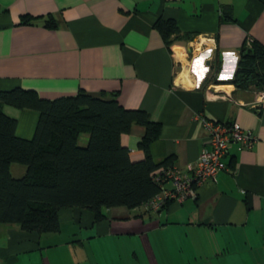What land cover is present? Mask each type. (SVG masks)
Returning <instances> with one entry per match:
<instances>
[{
  "label": "crops",
  "instance_id": "crops-1",
  "mask_svg": "<svg viewBox=\"0 0 264 264\" xmlns=\"http://www.w3.org/2000/svg\"><path fill=\"white\" fill-rule=\"evenodd\" d=\"M158 20L176 25L171 43ZM252 41L264 45V0H0V91L115 94L160 124L153 162L170 159L187 176L207 146L203 119L236 122L255 138L230 144L215 180L157 211L113 207L95 222L87 209H62L59 230L39 234L0 224V264H264V107L230 83ZM3 111L18 137L32 138L37 111ZM143 134L133 125L122 136L134 159ZM9 169L16 178L26 170Z\"/></svg>",
  "mask_w": 264,
  "mask_h": 264
},
{
  "label": "trees",
  "instance_id": "trees-1",
  "mask_svg": "<svg viewBox=\"0 0 264 264\" xmlns=\"http://www.w3.org/2000/svg\"><path fill=\"white\" fill-rule=\"evenodd\" d=\"M48 25L55 23L50 19ZM155 26L171 43L174 22L158 20ZM230 83L242 91L264 90V45L252 41L242 49ZM3 106L38 112L32 138L16 135L17 120ZM133 125L144 128L139 159L122 143ZM159 133V123L143 110L124 108L115 94L106 98L80 91L45 99L17 87L0 91V224H17L23 232H56L62 209H87L96 222L105 209L146 203L160 192L155 174L171 163L151 159L148 146ZM11 164L25 166L24 175L12 176Z\"/></svg>",
  "mask_w": 264,
  "mask_h": 264
},
{
  "label": "built area",
  "instance_id": "built-area-1",
  "mask_svg": "<svg viewBox=\"0 0 264 264\" xmlns=\"http://www.w3.org/2000/svg\"><path fill=\"white\" fill-rule=\"evenodd\" d=\"M257 105L264 107V90L256 93ZM207 131V146L201 151L192 175L181 174L175 167H161L154 176L160 185V192L145 203L152 211L159 210L167 201H182L195 195V188L207 180H215L217 173L223 168L222 157L232 143L240 147H250L255 138L250 131L242 129L236 122H220L203 119ZM170 182L171 187H165Z\"/></svg>",
  "mask_w": 264,
  "mask_h": 264
}]
</instances>
